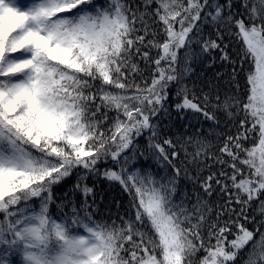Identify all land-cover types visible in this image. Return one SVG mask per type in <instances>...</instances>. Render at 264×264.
Returning a JSON list of instances; mask_svg holds the SVG:
<instances>
[{"label":"snow or ice","instance_id":"snow-or-ice-1","mask_svg":"<svg viewBox=\"0 0 264 264\" xmlns=\"http://www.w3.org/2000/svg\"><path fill=\"white\" fill-rule=\"evenodd\" d=\"M0 264H264V0H0Z\"/></svg>","mask_w":264,"mask_h":264},{"label":"trees","instance_id":"trees-1","mask_svg":"<svg viewBox=\"0 0 264 264\" xmlns=\"http://www.w3.org/2000/svg\"><path fill=\"white\" fill-rule=\"evenodd\" d=\"M113 194L115 195L116 193L114 192Z\"/></svg>","mask_w":264,"mask_h":264}]
</instances>
